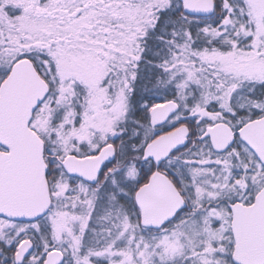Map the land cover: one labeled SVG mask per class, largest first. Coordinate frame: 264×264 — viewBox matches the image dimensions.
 Segmentation results:
<instances>
[{"label": "snow or ice", "instance_id": "6c2138e0", "mask_svg": "<svg viewBox=\"0 0 264 264\" xmlns=\"http://www.w3.org/2000/svg\"><path fill=\"white\" fill-rule=\"evenodd\" d=\"M0 264H264V0H0Z\"/></svg>", "mask_w": 264, "mask_h": 264}]
</instances>
